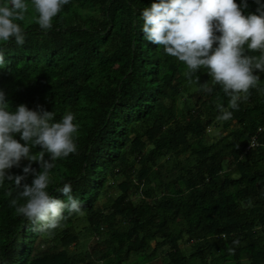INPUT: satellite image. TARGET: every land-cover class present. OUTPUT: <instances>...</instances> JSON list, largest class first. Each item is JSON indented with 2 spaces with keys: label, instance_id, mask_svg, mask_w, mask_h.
I'll return each instance as SVG.
<instances>
[{
  "label": "trees",
  "instance_id": "obj_1",
  "mask_svg": "<svg viewBox=\"0 0 264 264\" xmlns=\"http://www.w3.org/2000/svg\"><path fill=\"white\" fill-rule=\"evenodd\" d=\"M151 3L69 0L42 29L29 0L25 43H4L0 87L13 108L43 105L55 120L76 114L77 151L57 158L49 191L67 199L58 189L71 182L83 206L42 229L17 214L6 181L0 256L8 264H264V72L255 70L257 86L220 119L217 105L230 108V97L207 69L197 81L184 61L144 37L141 11ZM249 5L255 11L254 0Z\"/></svg>",
  "mask_w": 264,
  "mask_h": 264
},
{
  "label": "clouds",
  "instance_id": "obj_2",
  "mask_svg": "<svg viewBox=\"0 0 264 264\" xmlns=\"http://www.w3.org/2000/svg\"><path fill=\"white\" fill-rule=\"evenodd\" d=\"M68 2L34 0L39 26L50 29L53 18ZM254 2L255 11H247L249 0H152L141 11V28L148 41L163 45L166 53L184 61L189 75L197 81L199 76L195 74L203 67L212 82L222 86L231 106L217 105L220 119L225 121L260 81L255 70L264 72V55L246 52L252 49L264 53V0ZM29 7V0H0V65L6 62L5 42L14 39L18 45L25 43L26 32L20 21ZM201 87L208 93L213 91L208 81ZM54 116L43 105L32 108L20 103L13 108L7 92L0 87V186L11 182L17 197L25 198L23 203L18 198L11 201L17 214L47 230L57 228L66 219V212L83 208L81 200L72 194L71 182L58 189L67 199L49 191L57 158L77 151L75 134L79 129L74 112L67 111L60 120ZM34 146H40L37 153L32 151ZM25 159L28 163L22 172L11 171L21 167ZM32 161L38 162L39 168L33 167ZM240 243L239 238L232 241L233 245ZM0 264H8L4 256H0Z\"/></svg>",
  "mask_w": 264,
  "mask_h": 264
},
{
  "label": "rangeland",
  "instance_id": "obj_3",
  "mask_svg": "<svg viewBox=\"0 0 264 264\" xmlns=\"http://www.w3.org/2000/svg\"><path fill=\"white\" fill-rule=\"evenodd\" d=\"M221 128H217V129H210L207 132V137H209V140H212L213 138L217 137L219 135V133L221 132ZM186 248L188 249L189 246L186 244ZM88 250H89V259L91 260H96L97 259V253H96V249L94 248L93 245V239L90 238L89 242H88ZM153 264H157L156 261L153 262Z\"/></svg>",
  "mask_w": 264,
  "mask_h": 264
}]
</instances>
